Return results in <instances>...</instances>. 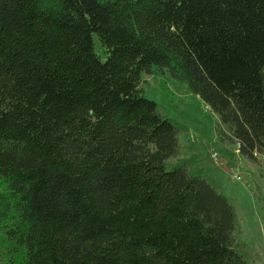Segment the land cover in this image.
<instances>
[{
  "label": "trees",
  "instance_id": "1",
  "mask_svg": "<svg viewBox=\"0 0 264 264\" xmlns=\"http://www.w3.org/2000/svg\"><path fill=\"white\" fill-rule=\"evenodd\" d=\"M154 70L264 154V0H0V264H248Z\"/></svg>",
  "mask_w": 264,
  "mask_h": 264
},
{
  "label": "rangeland",
  "instance_id": "2",
  "mask_svg": "<svg viewBox=\"0 0 264 264\" xmlns=\"http://www.w3.org/2000/svg\"><path fill=\"white\" fill-rule=\"evenodd\" d=\"M93 42L96 53L104 59L96 34ZM141 87L146 97L158 103L160 112L179 125V156L191 158L193 166L202 167L203 174L214 180L233 205L234 236L246 262L264 264V154L248 160L235 145L223 140L217 117L184 82L167 71L144 74Z\"/></svg>",
  "mask_w": 264,
  "mask_h": 264
}]
</instances>
